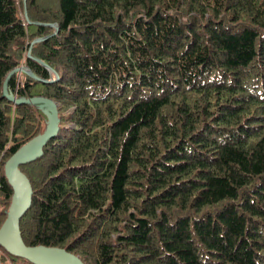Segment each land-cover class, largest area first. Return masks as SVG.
Wrapping results in <instances>:
<instances>
[{
  "label": "trees",
  "instance_id": "trees-1",
  "mask_svg": "<svg viewBox=\"0 0 264 264\" xmlns=\"http://www.w3.org/2000/svg\"><path fill=\"white\" fill-rule=\"evenodd\" d=\"M21 65L40 79L16 71L6 96ZM36 97L59 120L18 164L26 247L264 264V0H0V231L6 163L54 114Z\"/></svg>",
  "mask_w": 264,
  "mask_h": 264
},
{
  "label": "water",
  "instance_id": "water-1",
  "mask_svg": "<svg viewBox=\"0 0 264 264\" xmlns=\"http://www.w3.org/2000/svg\"><path fill=\"white\" fill-rule=\"evenodd\" d=\"M30 55H31V48L29 50V56ZM16 71H24V72L29 73L33 78L40 79L27 66H19L15 70L10 72L6 80L5 87H4V90H5L4 92L6 96H9L7 92L8 79ZM26 101L48 103L51 106L54 114L52 115V121L48 129L46 130V132L34 138L33 140H31L27 145L22 147L16 154H14L6 163V166H5L6 175L15 190V197H14L10 212L13 208V205H15L16 200L19 198L20 194L22 195L26 204H25V207H23L21 211L13 219H11V214L9 212L8 219L0 231V245L11 255L15 257L27 259L35 264H84L78 256L73 255L72 253H69L66 249L45 248V247H32V248L26 247L20 239V235H19L20 220L26 214V212L30 209L32 204H31V189L29 186V182L27 180V177L19 170L18 164L20 162H26L32 159L34 156H36L41 151L42 146L57 131L58 120H59L57 104L52 99L36 97L32 100H26ZM31 152L32 154L30 156H27L26 158L25 155ZM35 152L36 154H34ZM15 163H16L17 170L20 171V174L23 175V177H25V180L27 181V186H28L27 194L25 192L26 189L24 190V186L23 187L19 186L9 174V170L11 169L10 165L15 164ZM16 229H17V234H18L20 245H16V246L13 244L7 245L4 241L6 240L8 233L13 232Z\"/></svg>",
  "mask_w": 264,
  "mask_h": 264
},
{
  "label": "rangeland",
  "instance_id": "rangeland-1",
  "mask_svg": "<svg viewBox=\"0 0 264 264\" xmlns=\"http://www.w3.org/2000/svg\"><path fill=\"white\" fill-rule=\"evenodd\" d=\"M21 66H25V65H21ZM34 152V151H33ZM32 154L31 153H28L25 155V157L27 158V156H30ZM36 154V152L34 153ZM11 169L9 170V174L10 176L12 177V179L21 187L24 186V190L27 194L28 190V186H27V181L25 180V177H23V175L20 174V171L17 170V167H16V163L15 164H11ZM25 201L22 197V195L20 194L19 195V198L16 200V203L15 205H13V208L10 212L11 214V219H13L20 211L23 207H25ZM10 219V220H11ZM7 245L8 244H13V245H20L19 244V239H18V234H17V229L13 232H9L7 237H6V240L4 241ZM2 254V253H0Z\"/></svg>",
  "mask_w": 264,
  "mask_h": 264
}]
</instances>
